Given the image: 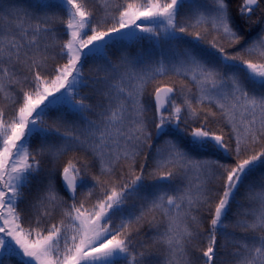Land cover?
I'll return each mask as SVG.
<instances>
[{"label":"snow or ice","instance_id":"obj_1","mask_svg":"<svg viewBox=\"0 0 264 264\" xmlns=\"http://www.w3.org/2000/svg\"><path fill=\"white\" fill-rule=\"evenodd\" d=\"M0 264H264V0H0Z\"/></svg>","mask_w":264,"mask_h":264}]
</instances>
